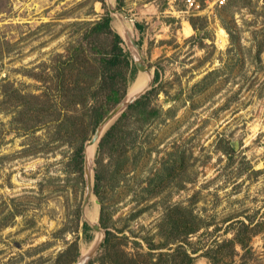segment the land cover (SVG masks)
Masks as SVG:
<instances>
[{"label": "rangeland", "instance_id": "374dc122", "mask_svg": "<svg viewBox=\"0 0 264 264\" xmlns=\"http://www.w3.org/2000/svg\"><path fill=\"white\" fill-rule=\"evenodd\" d=\"M110 5L133 25L152 75L141 95L158 86L151 106L159 112L133 131L135 143L118 159L96 146L94 180L99 156L117 168L106 188L107 229L127 236L128 251H146L142 238L160 240L167 210L188 206L207 225L190 238L199 248L196 264H213L201 255L210 248L217 264H264V0H200L193 12L181 0H0V264H78L99 235L83 214L86 180L84 169L74 171L75 136L54 135V125L21 113L2 90L43 94L82 23L109 12L121 30ZM123 47L135 66L127 95L140 71L129 40ZM86 131L84 164L91 124ZM92 197L100 223L101 203ZM94 208L91 198L87 209ZM242 222L252 237L234 252L223 241ZM74 241L80 254L71 262L63 252Z\"/></svg>", "mask_w": 264, "mask_h": 264}, {"label": "trees", "instance_id": "16d2710c", "mask_svg": "<svg viewBox=\"0 0 264 264\" xmlns=\"http://www.w3.org/2000/svg\"><path fill=\"white\" fill-rule=\"evenodd\" d=\"M118 1L120 3L121 0ZM111 20V15L106 12L98 20L82 23L84 30L77 45L72 47L68 58L53 65L56 79L45 87L43 94H26L12 88L2 90L3 96L7 98L9 95L10 101L15 102L19 110L22 109L21 113L29 114L28 117L35 122L43 120L47 125H54V135L59 138L65 135L70 137V134L75 136L76 149L72 161L75 163L74 171L79 173L84 169L86 127L91 124L95 132L102 120L125 97L129 82L127 73L130 79L135 74L129 51L123 47V38L113 29ZM136 25L139 29L142 28L139 23ZM194 26L197 28L195 24ZM158 75L156 72L155 82ZM158 92V86H153L122 112L101 138L99 154L108 151L109 158L117 154L116 159L125 154L127 144L136 141L133 131L140 130L157 117L159 110L151 106V96ZM27 127L24 124L21 128ZM96 163L94 193L101 203L100 223L107 229L106 188L110 185L111 176L117 173V168L111 171V162H104L100 156ZM83 227L85 231L90 228L86 222ZM203 227L206 228L207 225L201 223L192 208L177 204L170 207L160 221L158 242L153 237L142 238L147 243L146 251L141 247L135 252L128 251L127 236H118L107 229L102 251L88 264L95 261L99 264H196L195 254L199 248L193 246L190 238ZM249 230V225L242 222L236 228L234 236L226 238L224 244L232 246L234 252L237 244L245 248L252 237L247 234ZM133 242L141 245L137 239ZM212 250L210 248L201 255L217 264L216 257L210 256ZM69 252L72 254L71 262L77 261L80 249L76 241L63 254Z\"/></svg>", "mask_w": 264, "mask_h": 264}, {"label": "water", "instance_id": "95a60500", "mask_svg": "<svg viewBox=\"0 0 264 264\" xmlns=\"http://www.w3.org/2000/svg\"><path fill=\"white\" fill-rule=\"evenodd\" d=\"M109 10H110V12L112 14L115 13V12H117V8H115V7L111 6V5L109 6ZM118 33L120 34L119 31H118ZM129 42H130L131 46H133L135 48V50L137 51V53H138V55L135 54V65L138 68V70L140 71L139 74H138V76L136 77V79L132 83V85H133L137 81H141L140 74L145 73V72L146 73L149 72V69L143 63V60L141 58L140 47H139V45H138V43H137V41H136V39L134 38L133 35L129 37ZM151 83H152V80L149 83L148 87L151 85ZM147 88L143 89L141 92H139L138 94H136L135 96H133L131 98H129L128 97V94H127L125 96V98H123L122 101L119 102L111 110V112L105 117V119L101 122V124L95 130L92 139L86 144V148H85V155L86 156H85V164H84V173H85V180H86V191H85V196H84V201H83V207H82L83 214L85 216H86L85 209H86V207H87V205L89 203V200H90L91 196L94 195V175H93V171H92L93 155L94 154H92V150H91L92 149V146L95 143L96 144L99 143V141L101 140V138L103 137V135L110 128V126L117 120V118L122 114V112L132 102H134L137 98H139L141 96V94L147 90ZM109 123H110V125L105 129V126H107V124H109ZM103 126H104V128H103ZM97 203H100V202L97 200ZM91 226L94 228V230L96 232L102 231V228H101V225H100L99 222H91ZM103 239H102V241H103ZM102 241L99 243V245L97 246V248L102 244ZM95 251L96 250H94V252ZM94 252H92L91 254H93ZM91 254L84 255L81 258V260H79L78 264H86L89 261V259L91 258Z\"/></svg>", "mask_w": 264, "mask_h": 264}, {"label": "bare ground", "instance_id": "6f19581e", "mask_svg": "<svg viewBox=\"0 0 264 264\" xmlns=\"http://www.w3.org/2000/svg\"><path fill=\"white\" fill-rule=\"evenodd\" d=\"M112 3L114 2V0H110ZM116 17H118L120 20H121V30L120 28L118 27L119 29V32L121 33L122 37L128 41L129 40V37L132 36L133 32H132V28H133V25L131 22H129L128 20H126L125 18H123V16L117 12H115L114 14ZM187 29V32H190V29L189 27L186 28ZM130 43V42H129ZM131 45V44H130ZM132 50L135 51V48L133 46H131ZM140 78H141V81H137L135 84H133V86L130 88L129 92H128V97L131 98L133 96H135L136 94H138L139 92H141L143 89L147 88L149 83L151 82L152 80V75L151 73L149 72H145V73H142L140 74ZM111 123V122H110ZM107 124V126H105V129L110 125ZM104 128V126H103ZM96 146L97 144H93L92 146V154L94 153L95 149H96ZM93 196V195H92ZM92 200H93V203H94V206L95 208L93 210H90V209H85V213L87 212V218L91 221V222H95L97 220V211H98V205L96 204V202L94 201V197H92ZM90 198V199H91ZM103 232L100 231L99 232V235L97 236L96 240L94 241L93 245H92V248L90 250H85V255L87 254H91L92 252H94V250H96L97 246L99 245V243L102 241L103 239V236H102Z\"/></svg>", "mask_w": 264, "mask_h": 264}, {"label": "built area", "instance_id": "2783aa9c", "mask_svg": "<svg viewBox=\"0 0 264 264\" xmlns=\"http://www.w3.org/2000/svg\"><path fill=\"white\" fill-rule=\"evenodd\" d=\"M184 5L186 6V11L193 12L195 10H200V0H181ZM225 0H215V2H219L220 4H223Z\"/></svg>", "mask_w": 264, "mask_h": 264}]
</instances>
